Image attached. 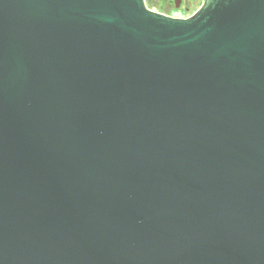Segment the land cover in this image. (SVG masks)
<instances>
[{
    "label": "water",
    "instance_id": "obj_1",
    "mask_svg": "<svg viewBox=\"0 0 264 264\" xmlns=\"http://www.w3.org/2000/svg\"><path fill=\"white\" fill-rule=\"evenodd\" d=\"M0 264H264V0H0Z\"/></svg>",
    "mask_w": 264,
    "mask_h": 264
},
{
    "label": "rangeland",
    "instance_id": "obj_2",
    "mask_svg": "<svg viewBox=\"0 0 264 264\" xmlns=\"http://www.w3.org/2000/svg\"><path fill=\"white\" fill-rule=\"evenodd\" d=\"M172 1L173 0H169L170 4H172ZM189 4H182V6L180 7V9L178 10H175L173 8V5L172 7H166L167 3L166 2H161L160 5H152V4H146V7L150 10H153L155 12H168L170 14L172 13H176L175 15L176 16H180V17H186V16H190L191 14H193L200 6L201 4V0H186ZM190 11L189 13H187V10ZM172 12V13H171Z\"/></svg>",
    "mask_w": 264,
    "mask_h": 264
},
{
    "label": "crops",
    "instance_id": "obj_3",
    "mask_svg": "<svg viewBox=\"0 0 264 264\" xmlns=\"http://www.w3.org/2000/svg\"><path fill=\"white\" fill-rule=\"evenodd\" d=\"M194 1V0H193ZM144 2H145V4H152V5H160V3L162 2H166L167 3V5H166V7H172V4H170V2H169V0H144ZM189 4L186 0H182V3H181V6H182V4ZM180 6V7H181ZM185 11H187V13H189L190 11H188V9L187 10H185Z\"/></svg>",
    "mask_w": 264,
    "mask_h": 264
},
{
    "label": "built area",
    "instance_id": "obj_4",
    "mask_svg": "<svg viewBox=\"0 0 264 264\" xmlns=\"http://www.w3.org/2000/svg\"><path fill=\"white\" fill-rule=\"evenodd\" d=\"M153 11V10H152ZM172 13V12H171ZM162 14H166V15H168V16H171V17H175V18H186V17H188V16H186V17H180V16H176L175 14V12L174 13H172V14H170V13H168V12H166V13H162Z\"/></svg>",
    "mask_w": 264,
    "mask_h": 264
},
{
    "label": "trees",
    "instance_id": "obj_5",
    "mask_svg": "<svg viewBox=\"0 0 264 264\" xmlns=\"http://www.w3.org/2000/svg\"><path fill=\"white\" fill-rule=\"evenodd\" d=\"M161 13H166V12H161Z\"/></svg>",
    "mask_w": 264,
    "mask_h": 264
}]
</instances>
